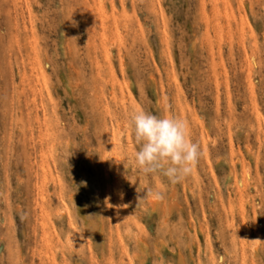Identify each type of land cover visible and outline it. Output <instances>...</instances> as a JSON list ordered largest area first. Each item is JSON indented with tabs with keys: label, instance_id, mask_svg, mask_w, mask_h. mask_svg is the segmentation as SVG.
<instances>
[{
	"label": "rangeland",
	"instance_id": "374dc122",
	"mask_svg": "<svg viewBox=\"0 0 264 264\" xmlns=\"http://www.w3.org/2000/svg\"><path fill=\"white\" fill-rule=\"evenodd\" d=\"M136 110L187 121L181 182ZM0 264H264V0H0Z\"/></svg>",
	"mask_w": 264,
	"mask_h": 264
},
{
	"label": "clouds",
	"instance_id": "9594fccd",
	"mask_svg": "<svg viewBox=\"0 0 264 264\" xmlns=\"http://www.w3.org/2000/svg\"><path fill=\"white\" fill-rule=\"evenodd\" d=\"M127 130L137 145L134 163L143 174H160L171 184L191 174L200 150L191 140L186 120L136 110L130 115ZM149 195L156 200L161 198L158 192Z\"/></svg>",
	"mask_w": 264,
	"mask_h": 264
}]
</instances>
